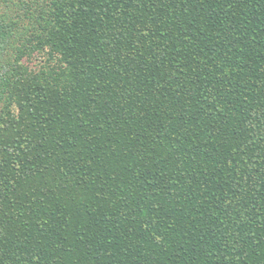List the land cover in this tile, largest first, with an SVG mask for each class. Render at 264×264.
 I'll list each match as a JSON object with an SVG mask.
<instances>
[{"label": "trees", "instance_id": "1", "mask_svg": "<svg viewBox=\"0 0 264 264\" xmlns=\"http://www.w3.org/2000/svg\"><path fill=\"white\" fill-rule=\"evenodd\" d=\"M0 264H264V0L0 13Z\"/></svg>", "mask_w": 264, "mask_h": 264}, {"label": "rangeland", "instance_id": "2", "mask_svg": "<svg viewBox=\"0 0 264 264\" xmlns=\"http://www.w3.org/2000/svg\"><path fill=\"white\" fill-rule=\"evenodd\" d=\"M20 8V0H1L0 1V13L1 14H6L7 16H13L14 11L16 13L17 9ZM36 58L31 59L30 61L32 62L30 65L33 68H36L37 66L40 65L38 60L41 56L40 55H35Z\"/></svg>", "mask_w": 264, "mask_h": 264}]
</instances>
